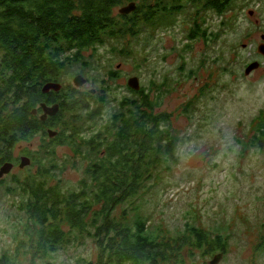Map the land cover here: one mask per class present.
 <instances>
[{"label":"trees","instance_id":"1","mask_svg":"<svg viewBox=\"0 0 264 264\" xmlns=\"http://www.w3.org/2000/svg\"><path fill=\"white\" fill-rule=\"evenodd\" d=\"M184 1H189L190 8L199 6L203 12L219 16L232 11L236 3L0 0V166L10 161L13 169L18 166L23 173L17 176L12 169L0 178L3 184L12 175L9 191L14 192L21 213L13 246L0 253V264H55L53 257L60 250L87 239L95 244L96 255L78 258L75 264H183L185 260L198 264L200 257L196 261L193 256L199 249L210 256L209 264L216 254L225 253L222 233L212 234L186 222L180 233L168 235L151 229L139 206L131 216L126 210L178 162L179 129L172 123L173 113L161 109L168 92L166 78L159 83L152 79L148 88L141 84L138 90L127 87L128 94L113 96L117 104L108 111V119L97 123V129L88 135L69 129L81 115L95 118L99 112L92 108L96 97L102 103L109 99L107 87L80 90L63 81L64 72L75 65L87 67L90 50L135 36L142 22H152L157 12L169 15L183 7ZM130 2L136 3L131 13L116 11ZM190 32L191 38L205 39V31L198 26ZM121 50L125 52V48ZM113 72L109 71L110 77ZM47 83H60L62 88L44 93ZM43 103L58 104L59 111L43 120ZM191 103L193 99L185 104V113ZM50 129L57 131L53 137ZM37 136L41 139L37 149L23 144ZM246 138L249 140L244 142L239 139L244 151L264 149V110L253 120L251 135ZM60 145H68L85 161L84 175L76 187L59 184L64 169H56L61 167L55 162V149ZM23 156L31 163L21 168ZM254 248H264V244Z\"/></svg>","mask_w":264,"mask_h":264},{"label":"rangeland","instance_id":"2","mask_svg":"<svg viewBox=\"0 0 264 264\" xmlns=\"http://www.w3.org/2000/svg\"><path fill=\"white\" fill-rule=\"evenodd\" d=\"M188 2L169 15L157 12L152 22L139 25L135 36L90 50L87 67L75 65L64 72L66 84L83 91L105 86L109 99L102 103L96 97L95 118L83 119L79 114L81 119L69 129L85 135L96 130V124L106 121L108 111L116 106L113 96L119 98L129 93L127 87L132 89L130 77H138L146 88L152 79L159 83L166 78L168 92L161 109L173 113L172 123L179 129L178 162L128 205L129 216L139 206L149 227L168 235L180 233L186 222L212 234L222 233L227 249L217 264H264V248H254L264 244V149L244 151L239 141L248 139L253 120L264 110V46L262 53L258 51L264 42V0H236L233 10L223 16L205 13L199 6L190 8ZM196 26L205 31V39L189 36ZM254 60L259 67L246 74V66ZM78 73L88 79L82 86L73 83ZM192 99L185 113L184 106ZM40 143L37 136L23 144L37 149ZM55 162L61 167L56 169H64L59 184L76 187L85 161L68 145H60ZM19 171L17 166L11 173L22 177ZM3 182L0 253L12 248L21 221L17 198L9 191L12 175ZM96 249L87 239L60 250L53 259L55 264H75L81 257L93 259ZM204 252L199 249L193 256L196 261L200 257L198 264L211 259Z\"/></svg>","mask_w":264,"mask_h":264},{"label":"water","instance_id":"3","mask_svg":"<svg viewBox=\"0 0 264 264\" xmlns=\"http://www.w3.org/2000/svg\"><path fill=\"white\" fill-rule=\"evenodd\" d=\"M135 8H136V3L135 2H130V3L122 6L121 8H119V12L122 13V14H128V13H131ZM263 37H264V35H263ZM263 46H264V42H261L258 45V51L260 53H262L261 51H262V47ZM262 54H264V52ZM259 65H260V63L257 60H254V61L250 62L245 68V73L249 74L252 70L258 68ZM73 81H74V84L76 86H82V85H84L87 82L86 78L83 75H81V74H77L74 77ZM128 84L134 90L140 89V81H139L138 77H130L129 81H128ZM61 88H62V85L60 83H47L43 87V92L47 93L50 90L59 91ZM93 93H94V91H93ZM42 109H43V114L40 117L43 120H45L48 115L53 116V115L57 114V112L59 111V105L55 104L53 106H51V105L48 106L45 103H43L42 104ZM34 113L36 114L37 111L34 110ZM56 133H57V131H53L52 129L49 130V135L51 137L54 136ZM30 163H31V160H30L29 157H27V156L21 157V159H20V167L21 168H24V167L30 165ZM13 167H14V164L12 162H10V161L2 164L0 166V178H2L4 175L10 173L11 170L13 169ZM223 255H224L223 252H220L219 254H216L214 256V258L209 262V264H217L222 259Z\"/></svg>","mask_w":264,"mask_h":264},{"label":"flooded vegetation","instance_id":"4","mask_svg":"<svg viewBox=\"0 0 264 264\" xmlns=\"http://www.w3.org/2000/svg\"><path fill=\"white\" fill-rule=\"evenodd\" d=\"M50 117H52L51 115H48L47 116V118H50ZM47 118L45 119V120H47ZM57 120L55 119V120H52L51 122H49V124H53V123H55ZM65 122V127H68L69 126V120H66V121H64ZM64 122H63V124H64ZM60 123H62V121H60ZM49 128H50V126H49ZM53 137V136H52Z\"/></svg>","mask_w":264,"mask_h":264}]
</instances>
